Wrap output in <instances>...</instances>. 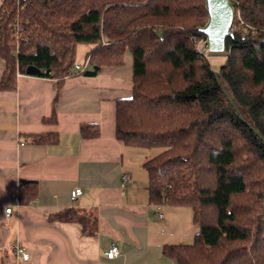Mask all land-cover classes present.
I'll list each match as a JSON object with an SVG mask.
<instances>
[{"label":"trees","instance_id":"obj_1","mask_svg":"<svg viewBox=\"0 0 264 264\" xmlns=\"http://www.w3.org/2000/svg\"><path fill=\"white\" fill-rule=\"evenodd\" d=\"M232 1L230 55L218 71L198 48L206 40L205 0L0 5L1 90H14L29 66L62 83L73 74L80 43L90 45L87 57L99 69L123 65L132 53L133 91L116 100V133L126 145L162 149L144 162L151 202L193 210L194 242L163 246L177 264H264V0ZM81 132L97 137L100 128L84 124ZM35 140L56 143L59 136ZM36 187L23 182L20 200L34 197ZM49 219L98 232V217L76 207Z\"/></svg>","mask_w":264,"mask_h":264},{"label":"crops","instance_id":"obj_2","mask_svg":"<svg viewBox=\"0 0 264 264\" xmlns=\"http://www.w3.org/2000/svg\"><path fill=\"white\" fill-rule=\"evenodd\" d=\"M5 68L0 56V82ZM132 91L130 51L123 65H104L94 76L73 68L59 83L18 73L14 90L0 89V264H177L163 246L177 244L188 232L191 212L151 202L144 167L149 150L117 137L116 100ZM84 124L98 125L99 136H83ZM55 132L56 143L35 140ZM125 173L131 178L127 184ZM27 180L37 187L24 203L19 189ZM77 187L83 192L72 199ZM69 207L96 215L98 232L86 234L79 222L49 219ZM16 243L28 259L15 253ZM112 244L119 253L109 258Z\"/></svg>","mask_w":264,"mask_h":264},{"label":"water","instance_id":"obj_3","mask_svg":"<svg viewBox=\"0 0 264 264\" xmlns=\"http://www.w3.org/2000/svg\"><path fill=\"white\" fill-rule=\"evenodd\" d=\"M205 6L209 17L206 24L200 27V31L206 35L204 44L211 53H224L227 50V38L232 34L235 3L232 0H205ZM40 71L36 66L27 68V73L32 75H38ZM98 71L99 66L94 65L84 75L94 76Z\"/></svg>","mask_w":264,"mask_h":264},{"label":"rangeland","instance_id":"obj_4","mask_svg":"<svg viewBox=\"0 0 264 264\" xmlns=\"http://www.w3.org/2000/svg\"><path fill=\"white\" fill-rule=\"evenodd\" d=\"M237 28L240 29V24H237ZM242 30L246 31V28H243ZM204 42H201L198 45V48L201 51L205 52L206 56L209 57V60H210L212 69L214 71H218L220 69V67L225 63L226 57L230 55V51L229 50H226L224 53H211V52H207V50H206L207 48H206ZM90 49H91L90 45H88L86 43H80V44H78L77 51H76V56H75V62L76 63H79V64H84V62L86 61V58L88 56V52L90 51ZM92 67H93V65L90 64V68L89 69H92ZM148 150L150 152V156H153V155L159 153L162 149L155 147L153 149H148ZM147 177H148V175H147ZM186 210H188V211L191 212V220H190V225L191 226H189L186 223V225L189 226L188 229L186 230L188 232L185 233L180 238H178V240H176V241H178L177 243H185V244L193 243L194 242V239H195V234L199 230V228L193 223V210H192V208L191 207H186ZM162 211H164V210H162ZM259 212L264 213V209L260 210ZM165 213L166 212H164V214ZM86 214H88V213H86ZM91 216H93V215H91ZM186 239H189V240H186Z\"/></svg>","mask_w":264,"mask_h":264},{"label":"built area","instance_id":"obj_5","mask_svg":"<svg viewBox=\"0 0 264 264\" xmlns=\"http://www.w3.org/2000/svg\"><path fill=\"white\" fill-rule=\"evenodd\" d=\"M90 57L86 58V61L84 62V64H79L76 63L74 68L78 73L83 74L86 70H88L90 68ZM131 180L130 175L128 173H125L122 177V182L123 184H127L129 181ZM83 192L82 188L77 187L75 189L72 190L71 192V197L72 199H76L79 195H81ZM12 212V207L9 206L6 208V213L7 215H10ZM13 250L15 251V253L22 255L23 259H28L29 257V253L25 251V248L22 244L20 243H16L13 246ZM119 253V248L117 245L112 244L107 252V256L109 258H114L115 256H117Z\"/></svg>","mask_w":264,"mask_h":264},{"label":"bare ground","instance_id":"obj_6","mask_svg":"<svg viewBox=\"0 0 264 264\" xmlns=\"http://www.w3.org/2000/svg\"><path fill=\"white\" fill-rule=\"evenodd\" d=\"M206 49V48H205ZM207 50V49H206ZM207 52H209L208 50H207Z\"/></svg>","mask_w":264,"mask_h":264}]
</instances>
